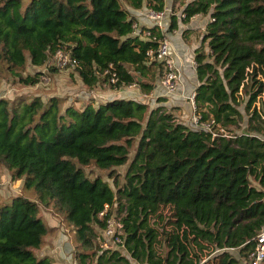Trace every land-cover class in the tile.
<instances>
[{"label": "trees", "instance_id": "16d2710c", "mask_svg": "<svg viewBox=\"0 0 264 264\" xmlns=\"http://www.w3.org/2000/svg\"><path fill=\"white\" fill-rule=\"evenodd\" d=\"M125 4L165 9V0H0V79L43 68L64 50L87 89L103 81L150 93L164 73L157 51L178 16L173 8L166 32L157 25L138 32ZM197 15L210 22L209 51L195 55V115L232 138H213L135 99L78 108L57 96L0 98V166L22 183V194L0 206V264H54L37 254L50 230L41 204L74 233L76 264L249 262L264 230V109L255 105L264 93V0H192L182 22ZM108 70L118 83H109ZM39 76L20 80L35 85ZM125 166L120 185L117 169ZM114 214L123 243L105 249Z\"/></svg>", "mask_w": 264, "mask_h": 264}, {"label": "crops", "instance_id": "0c3cea01", "mask_svg": "<svg viewBox=\"0 0 264 264\" xmlns=\"http://www.w3.org/2000/svg\"><path fill=\"white\" fill-rule=\"evenodd\" d=\"M191 1L186 0L185 4H183L182 2H174V0H165V9L162 13H159L163 17H159L157 13L147 7L141 10H133L128 4H125L128 11L136 18L139 28H152L161 24L163 32H166L170 25L173 8L176 11L178 28L166 36L169 43V59L178 74L176 92L173 95H168L162 84L161 77L158 76L150 93H144L138 86L123 87L110 91L109 93H113L112 95L106 93V99L95 102L96 106L112 99H135L153 106H164L180 123L191 126L193 114L195 113L192 99L195 97V91L199 85L196 67L194 66L195 55L202 48H204L205 52L209 51L208 45L204 43V36L207 25L210 22V15H197L188 23L182 22V11ZM160 100L162 102H159ZM66 106L68 105L66 104ZM125 167L127 168V166ZM46 216L45 218L41 215L50 230L48 236L44 239L41 249L37 251L38 256H49L54 260V264H76L73 258L75 248L69 230L67 229L66 231L64 229L65 225L61 223L62 221L60 222L56 218L53 219L48 214Z\"/></svg>", "mask_w": 264, "mask_h": 264}, {"label": "rangeland", "instance_id": "374dc122", "mask_svg": "<svg viewBox=\"0 0 264 264\" xmlns=\"http://www.w3.org/2000/svg\"><path fill=\"white\" fill-rule=\"evenodd\" d=\"M203 49V48H202ZM37 74L39 76V82L35 85H26L21 82L20 77H35ZM161 77V74L159 75ZM103 91H101V90ZM100 90V91H99ZM114 89L111 88L109 84L103 82L97 85L95 88L87 89L81 79L79 78L76 68H65L60 69L54 66L53 59L49 61V64L43 68H35L31 65H28L23 71L18 73L17 76L12 75L9 77H4L0 79V98H6L9 100H14L20 96L25 97H36L39 96L44 100L49 99L52 96L61 97L68 101L67 105L74 104L78 108L84 107L89 102H100L104 101L106 98V93H109ZM101 92V93H98ZM97 93V94H96ZM242 98L247 101L248 98L245 95H242ZM257 109L260 111L263 110V100L262 97L259 98L258 102L255 104ZM240 110L245 114L244 105L240 107ZM246 120L247 117L245 116ZM243 124L246 128L247 124ZM126 167L117 169L120 179V185L124 183V175L126 172ZM89 171V170H88ZM95 175H102L106 180L108 175L105 172H100L94 169ZM109 183L113 186V181L109 180ZM114 187V186H113ZM22 194V183L21 181L13 182L12 174L10 170L4 166H0V206L6 202H9L11 198ZM27 196H32L30 193H25ZM165 217L169 215V209L164 210ZM51 216L53 219L56 218L61 223L63 222V217L59 214H54L51 210H47L46 207L41 204L40 216L43 215L45 218L46 215ZM65 225V224H64ZM166 223L163 224V226ZM162 225L160 227H163ZM66 231L69 230L71 235V240L73 242L74 233L71 232L66 225L64 228ZM99 231V229H98ZM101 231H99L100 233ZM102 245V244H101ZM74 246V245H73ZM75 248V246H74ZM75 251V249H74Z\"/></svg>", "mask_w": 264, "mask_h": 264}, {"label": "built area", "instance_id": "2783aa9c", "mask_svg": "<svg viewBox=\"0 0 264 264\" xmlns=\"http://www.w3.org/2000/svg\"><path fill=\"white\" fill-rule=\"evenodd\" d=\"M158 14V13H157ZM159 17H163L162 14H158ZM161 24L159 27L161 28ZM136 31L139 32V26L135 25ZM145 36L148 37L149 33H145ZM152 56V53H150ZM156 59L164 64V73L162 78V84L167 92L168 95H173L178 87V74L174 68L172 61L169 59V43L167 39H164L156 54ZM54 66L60 69L65 68H76L78 66V62L74 59L70 53L59 50L53 57ZM194 66L196 67V63L194 62ZM104 75L109 76V83L116 84L118 83V76L116 72L113 70L106 71ZM132 85L130 87H133ZM263 100V109H264V93L262 96ZM192 104L195 108L194 98L192 99ZM192 128H196L205 132H208L212 135L213 138H217L219 136H225L227 138H232L231 134L227 132L224 128L220 125H217L215 120H208V121H200L199 117L193 114L192 118ZM264 139V134H263ZM110 207L106 205L104 210L100 213V218L107 217L109 213ZM123 231H124V224L122 220L116 215H112L107 220V228L103 231V237L106 239V242L102 244V248H110L113 245H121L123 243ZM257 240V246L255 251L250 255L249 262L241 261V264H264V230L260 232Z\"/></svg>", "mask_w": 264, "mask_h": 264}]
</instances>
